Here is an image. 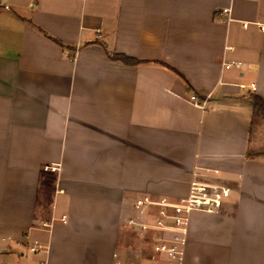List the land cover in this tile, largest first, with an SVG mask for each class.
<instances>
[{
  "label": "crops",
  "instance_id": "0c3cea01",
  "mask_svg": "<svg viewBox=\"0 0 264 264\" xmlns=\"http://www.w3.org/2000/svg\"><path fill=\"white\" fill-rule=\"evenodd\" d=\"M263 25L264 0H0V264L135 259V200L195 181L231 195L184 264H264Z\"/></svg>",
  "mask_w": 264,
  "mask_h": 264
},
{
  "label": "built area",
  "instance_id": "2783aa9c",
  "mask_svg": "<svg viewBox=\"0 0 264 264\" xmlns=\"http://www.w3.org/2000/svg\"><path fill=\"white\" fill-rule=\"evenodd\" d=\"M221 14H230V10L224 9ZM231 20L229 16L228 21ZM244 27H247V24H244ZM260 28L264 31V25ZM241 65L239 62H233L227 64L226 68ZM254 87L252 85V88ZM190 103L206 110L208 99L200 101L196 96H192ZM46 169L57 170L55 166ZM230 195L231 189L227 186L195 181L191 184L187 196L177 201L168 198L153 200L148 196L138 198L133 204V214L125 223L138 239L147 244L148 253L137 254L135 259L129 254H114L113 264H184L191 216L194 213L219 214ZM63 222L67 223L65 217ZM44 250L38 244L30 248L33 253Z\"/></svg>",
  "mask_w": 264,
  "mask_h": 264
},
{
  "label": "trees",
  "instance_id": "16d2710c",
  "mask_svg": "<svg viewBox=\"0 0 264 264\" xmlns=\"http://www.w3.org/2000/svg\"><path fill=\"white\" fill-rule=\"evenodd\" d=\"M50 40H52L54 43L62 46V44L54 39L53 37L47 35L46 33H44ZM110 58L115 60V61H122L124 62L125 64H128V65H137V64H140L142 63L141 61H138V60H135V59H131V58H128L126 56H123V55H119V54H113V55H110ZM253 112H254V115L257 116V115H261L264 117V99L258 95H254L253 96Z\"/></svg>",
  "mask_w": 264,
  "mask_h": 264
},
{
  "label": "rangeland",
  "instance_id": "374dc122",
  "mask_svg": "<svg viewBox=\"0 0 264 264\" xmlns=\"http://www.w3.org/2000/svg\"><path fill=\"white\" fill-rule=\"evenodd\" d=\"M260 121H264V117L261 116L260 114L256 116L255 118V125H254V130H253V136H254V141L256 142L257 140H259V136H258V127H259V122ZM264 137V134L262 135V138ZM257 138V140H255ZM264 139V138H263ZM140 240V242L144 243L141 239H138Z\"/></svg>",
  "mask_w": 264,
  "mask_h": 264
}]
</instances>
